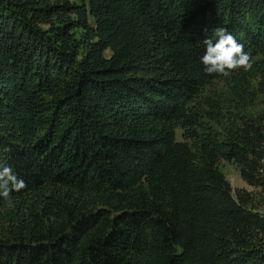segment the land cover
<instances>
[{"label":"trees","instance_id":"obj_1","mask_svg":"<svg viewBox=\"0 0 264 264\" xmlns=\"http://www.w3.org/2000/svg\"><path fill=\"white\" fill-rule=\"evenodd\" d=\"M217 27L251 70L205 72ZM259 93L264 0H0V164L26 184L0 264H264V209L220 168L264 186Z\"/></svg>","mask_w":264,"mask_h":264},{"label":"clouds","instance_id":"obj_2","mask_svg":"<svg viewBox=\"0 0 264 264\" xmlns=\"http://www.w3.org/2000/svg\"><path fill=\"white\" fill-rule=\"evenodd\" d=\"M202 43L205 50L201 56V63L207 74L228 76L237 69L251 70L249 53L227 29L215 28L212 36H206ZM25 187V182L18 178L9 166L0 164V196L7 201L9 207L13 206L11 192H19Z\"/></svg>","mask_w":264,"mask_h":264},{"label":"rangeland","instance_id":"obj_3","mask_svg":"<svg viewBox=\"0 0 264 264\" xmlns=\"http://www.w3.org/2000/svg\"><path fill=\"white\" fill-rule=\"evenodd\" d=\"M75 1H81V0H75ZM227 83L223 79H217L215 80L210 86H208L205 89V94H213L220 92L222 90H226ZM255 89H257V85L255 86ZM248 114L250 115H258V114H264V93H259L258 98L248 110ZM208 121V120H207ZM211 125L217 126L214 122H210ZM177 135L181 136V129L177 130ZM220 168L224 171L227 178L230 180L232 186L234 189L237 188H246L250 191H253L254 195L256 196V199L258 202H260L262 208L264 209V186H253L249 183H247L242 177L239 172V168L237 164L233 160H227V159H221L220 160ZM11 207L8 206V204H5V206L0 207V214L6 212V210H16L17 205L12 201Z\"/></svg>","mask_w":264,"mask_h":264},{"label":"built area","instance_id":"obj_4","mask_svg":"<svg viewBox=\"0 0 264 264\" xmlns=\"http://www.w3.org/2000/svg\"><path fill=\"white\" fill-rule=\"evenodd\" d=\"M262 163L263 165H262L261 171H264V158L262 159Z\"/></svg>","mask_w":264,"mask_h":264}]
</instances>
